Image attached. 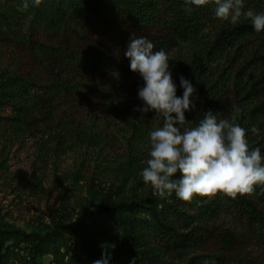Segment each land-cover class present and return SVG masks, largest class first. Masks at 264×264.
I'll use <instances>...</instances> for the list:
<instances>
[{"label":"trees","instance_id":"1","mask_svg":"<svg viewBox=\"0 0 264 264\" xmlns=\"http://www.w3.org/2000/svg\"><path fill=\"white\" fill-rule=\"evenodd\" d=\"M20 6L21 0H0V46L10 51L0 68V178L8 180L11 174L4 155L11 140L36 138L44 155L100 143V132L81 126L76 114L71 118L66 112L72 113L68 110L83 93L79 78L84 73L135 74L124 55L134 35L147 38L154 50H175L186 79L206 102L205 112L243 127L250 150L259 147L264 157V30L256 32L246 16L232 24L215 17V4L197 7L185 0H43L39 7L18 11ZM247 10L264 12V0H245ZM40 65L55 68V75L43 81L35 70ZM19 177L20 183L36 187L33 178ZM147 201V229L157 251L179 264H213V259L233 256L235 232L216 223L224 215L244 226L264 249V186L235 199L218 193L191 202L174 191L160 197L150 186ZM119 207L110 210L123 222ZM88 218L93 224L103 222L102 215L84 210L62 231L42 235L9 229L0 214V264L10 238L26 237L34 250L52 249L58 255L62 246L68 247L63 233L76 239V258L95 264L99 233ZM191 250L203 254L181 258ZM146 264L156 263L147 259Z\"/></svg>","mask_w":264,"mask_h":264},{"label":"rangeland","instance_id":"2","mask_svg":"<svg viewBox=\"0 0 264 264\" xmlns=\"http://www.w3.org/2000/svg\"><path fill=\"white\" fill-rule=\"evenodd\" d=\"M166 53L177 96L182 97L180 77L186 79L183 64L175 50ZM9 54V49L0 46V68ZM35 70L43 81L55 75L52 66L40 65ZM79 79L83 81V93L68 110L72 113L66 115L74 118L76 114L81 126L100 132L103 137L99 144L80 145L49 155L41 152L36 138L7 143L4 155L11 174L8 180L0 178V214L6 227L45 235L62 231L63 225L74 221L84 210L96 212L103 216V222L93 224L88 218L87 223H92L99 233L100 260L107 259V264H146L147 259L156 264H179V260L168 259L157 251L147 229L150 185L144 184L141 172L149 158V133L162 126L163 121L154 119V112L143 114L135 110L143 107L138 98L142 78L138 73L109 70L86 72ZM192 101L195 109L185 113L188 121L178 125L181 130L195 127L204 116L206 102L198 89ZM19 175L33 178L37 188L20 183ZM259 206L262 207L260 203ZM114 207H119L125 221L117 219L110 210ZM216 223L234 231L235 240L233 256L221 261L213 259V264H264L263 247L246 234L244 226L229 215ZM63 234L68 247L62 246L58 255L52 249L34 250L26 237L6 240L1 250L4 264H83L74 256L76 239ZM202 252L191 250L181 258Z\"/></svg>","mask_w":264,"mask_h":264},{"label":"clouds","instance_id":"3","mask_svg":"<svg viewBox=\"0 0 264 264\" xmlns=\"http://www.w3.org/2000/svg\"><path fill=\"white\" fill-rule=\"evenodd\" d=\"M42 2L21 0L18 11L39 7ZM185 2L197 7L213 3L217 19L236 24L243 15L251 20L256 32L264 30V12L244 11L245 0ZM124 55L130 60L131 71L144 82L138 90L143 107L135 110L143 114L154 112V119L163 121L162 126L149 133V158L141 172L144 184L150 185L155 195L164 197L174 191L185 202L196 196L213 198L218 193L235 199L238 195H252L257 186H264V157L259 147L250 150L247 132L239 124L228 119L217 121L213 111L208 110L195 127H178L187 123L185 113L195 109L192 97L197 89L181 76L183 95L177 96L169 57L163 49L154 50L151 41L134 35ZM251 131L257 134L259 130L253 126ZM177 173L179 179H174ZM95 264H107V259Z\"/></svg>","mask_w":264,"mask_h":264}]
</instances>
